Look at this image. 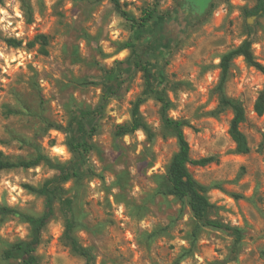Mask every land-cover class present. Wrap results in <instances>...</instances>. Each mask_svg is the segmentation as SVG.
<instances>
[{
    "label": "rangeland",
    "instance_id": "1",
    "mask_svg": "<svg viewBox=\"0 0 264 264\" xmlns=\"http://www.w3.org/2000/svg\"><path fill=\"white\" fill-rule=\"evenodd\" d=\"M119 1L134 17L153 10L143 31L111 0H0L4 156L71 161L66 135L85 122L80 174L62 184L66 191L35 249L38 264L85 263L70 246L68 224L94 264H264V112L253 110L264 75L235 56L220 85L219 66L221 55L245 38L264 65V10L248 13L257 0H198L201 7L209 2L199 15L194 0ZM38 33L48 36L47 54L28 45ZM9 37L21 45H7ZM144 65L152 87L170 100L168 115L188 122L191 158L214 156L188 169L208 186V218L220 227L197 221L185 199L160 191L177 143L154 94L143 93ZM223 96L245 110L239 128L247 153L235 150ZM86 111L91 124L81 117ZM135 122L141 126L120 132ZM55 174L43 162L0 171V207L11 209L0 213V264H17L4 252L29 236L19 213L43 209V197L24 185Z\"/></svg>",
    "mask_w": 264,
    "mask_h": 264
},
{
    "label": "trees",
    "instance_id": "2",
    "mask_svg": "<svg viewBox=\"0 0 264 264\" xmlns=\"http://www.w3.org/2000/svg\"><path fill=\"white\" fill-rule=\"evenodd\" d=\"M114 8L126 19L132 21L134 27L138 31H143L147 22L153 16V10H144L142 15L134 17L125 10L119 0H111ZM264 10L263 0H257L253 8L248 10V13L257 14L259 11ZM199 15V13L197 14ZM191 14L187 17V22ZM7 45L18 47L21 45V40L14 37L4 39ZM39 45V51L43 54H47L48 49V36L45 33H38L34 38L28 42L29 46L35 44ZM252 41L248 38L242 40L237 46L224 52L219 61L221 69L220 85L225 80V75L228 70L230 61L235 56H241L246 63L260 70L264 75V65L257 61L253 55L251 49ZM133 51V49H131ZM144 75L145 87L144 94H154L157 101L160 103L159 115L163 125L169 129L172 135L176 139L177 150L171 156L166 169V180L163 187L160 189L161 193L166 195H173L178 199H185L190 208V211L194 218L208 225H214L217 227L222 226L220 222L212 221L208 218V211L211 203L207 197L208 186L198 182L191 175L188 166L189 165H205L214 160V156H203L200 158H191L188 141L185 137L183 128L188 125L185 119H175L168 115V109L170 108L169 98L152 87L151 73L148 67L141 66ZM222 105L231 108L232 118L229 122L228 133L235 144V150L240 153H247L249 151V145L245 134L240 130L239 125L245 120V110L243 106L234 99L222 97L220 99ZM137 101L133 107L132 114L135 116L138 109ZM253 110L257 115H262L264 112V91H260L253 104ZM85 118L88 124H91L94 117L90 116V111L84 112L81 116ZM85 122L77 121L76 131L77 133H69L66 135V145L69 151L73 155V160L68 162L53 161L47 155L42 153H36L33 157L28 159L10 160L4 156L0 150V171L9 168H29L35 166L41 162L47 164L51 168L56 170V174L44 180L41 184L34 186L25 184L24 187L32 192H35L43 197V209L37 215H30L27 213H19L20 216L28 223L29 236L25 239H19L13 242L10 247L4 252L7 258H13L18 260L17 264H38L37 257L35 255V249L41 240V231L47 222L54 215V203L56 199L60 198L65 193V189L62 184L73 176H78L80 171L77 167L78 163L83 157V149L86 144L85 139ZM141 126L135 122L130 127H121L120 132L126 133L132 131ZM11 209L9 207H0L1 212H7ZM71 226L67 225L66 236L69 239L72 250L81 255L85 259L84 264H94L93 257L88 247L80 245L75 237L70 232Z\"/></svg>",
    "mask_w": 264,
    "mask_h": 264
},
{
    "label": "flooded vegetation",
    "instance_id": "3",
    "mask_svg": "<svg viewBox=\"0 0 264 264\" xmlns=\"http://www.w3.org/2000/svg\"><path fill=\"white\" fill-rule=\"evenodd\" d=\"M194 1H195V4L198 6V13L203 12L206 9L208 3L210 2L209 0V2L205 6L201 7V3H199L198 0H194Z\"/></svg>",
    "mask_w": 264,
    "mask_h": 264
}]
</instances>
